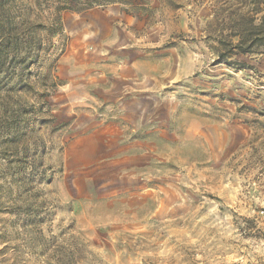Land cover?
I'll list each match as a JSON object with an SVG mask.
<instances>
[{
    "label": "rangeland",
    "instance_id": "rangeland-1",
    "mask_svg": "<svg viewBox=\"0 0 264 264\" xmlns=\"http://www.w3.org/2000/svg\"><path fill=\"white\" fill-rule=\"evenodd\" d=\"M6 4L41 52L0 133V264H264V56L214 65V0Z\"/></svg>",
    "mask_w": 264,
    "mask_h": 264
},
{
    "label": "trees",
    "instance_id": "trees-1",
    "mask_svg": "<svg viewBox=\"0 0 264 264\" xmlns=\"http://www.w3.org/2000/svg\"><path fill=\"white\" fill-rule=\"evenodd\" d=\"M119 1L74 0L82 9L91 8L95 4H113ZM64 7L67 6H62L59 10L67 9ZM5 8L6 0H0V97L8 100L3 110L4 125L1 121L3 127L0 133L4 135L5 144L17 145L24 135L21 131V115L19 110L13 111L8 106L13 95L33 89L30 84L31 68L37 65L41 48L40 44L34 43L33 35L24 41L22 32L13 25V20L9 18ZM213 16L207 40L215 44L211 46L216 55L214 65L247 69V64L240 61V58L264 56V0H214ZM56 24L58 21L54 26ZM52 29L55 33L59 31L56 27ZM19 163L30 168L32 179L37 178L34 155L26 156ZM38 177L44 179V174Z\"/></svg>",
    "mask_w": 264,
    "mask_h": 264
}]
</instances>
